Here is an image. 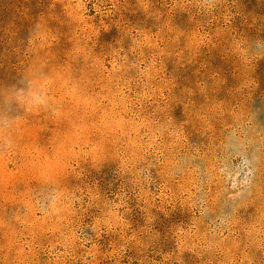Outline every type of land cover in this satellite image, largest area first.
<instances>
[{
	"label": "rangeland",
	"instance_id": "rangeland-1",
	"mask_svg": "<svg viewBox=\"0 0 264 264\" xmlns=\"http://www.w3.org/2000/svg\"><path fill=\"white\" fill-rule=\"evenodd\" d=\"M0 264H264V0H0Z\"/></svg>",
	"mask_w": 264,
	"mask_h": 264
}]
</instances>
